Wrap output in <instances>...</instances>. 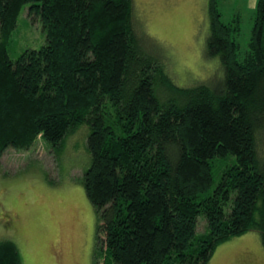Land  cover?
Returning a JSON list of instances; mask_svg holds the SVG:
<instances>
[{
	"label": "trees",
	"instance_id": "obj_1",
	"mask_svg": "<svg viewBox=\"0 0 264 264\" xmlns=\"http://www.w3.org/2000/svg\"><path fill=\"white\" fill-rule=\"evenodd\" d=\"M25 6L45 42L12 59ZM221 16L208 0L217 73L179 86L133 0H0V157L39 138L59 149L88 127L79 181L97 218L93 264H207L250 231L264 248V0L243 53L239 15ZM0 264H21L9 240Z\"/></svg>",
	"mask_w": 264,
	"mask_h": 264
},
{
	"label": "rangeland",
	"instance_id": "obj_2",
	"mask_svg": "<svg viewBox=\"0 0 264 264\" xmlns=\"http://www.w3.org/2000/svg\"><path fill=\"white\" fill-rule=\"evenodd\" d=\"M144 32L154 40L179 86H192L217 73L204 54L208 0H133ZM256 0H219L223 22L240 17L237 40L247 49ZM45 42L38 19L23 7L8 45L10 58ZM89 129L70 134L59 149L42 139L26 150L8 148L0 157V241L13 242L21 264H93L96 213L80 177L89 166ZM222 163L213 168L218 179ZM103 264V258L98 259ZM207 264H264V248L250 231L220 244Z\"/></svg>",
	"mask_w": 264,
	"mask_h": 264
}]
</instances>
